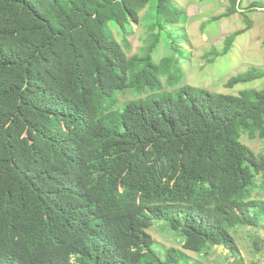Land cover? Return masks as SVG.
Returning a JSON list of instances; mask_svg holds the SVG:
<instances>
[{
  "label": "trees",
  "instance_id": "obj_1",
  "mask_svg": "<svg viewBox=\"0 0 264 264\" xmlns=\"http://www.w3.org/2000/svg\"><path fill=\"white\" fill-rule=\"evenodd\" d=\"M148 2L0 0V264H189L156 246L155 222L185 250L218 246L241 263L231 232L264 230V201L252 197L264 148L240 140L264 146V87L159 91L160 76L182 80L184 16L172 0ZM146 7L149 45L128 56L110 25L121 21L126 47ZM241 8L229 0L223 15ZM162 38L171 53L155 61ZM263 77L253 66L228 81ZM125 91L149 93L118 105Z\"/></svg>",
  "mask_w": 264,
  "mask_h": 264
},
{
  "label": "rangeland",
  "instance_id": "obj_2",
  "mask_svg": "<svg viewBox=\"0 0 264 264\" xmlns=\"http://www.w3.org/2000/svg\"><path fill=\"white\" fill-rule=\"evenodd\" d=\"M183 11V22L180 24L179 33L184 38L178 39L180 46L179 66L183 72L182 80L174 86H169L166 76H160V90L175 89L182 84L202 87L212 92L236 94L241 89L264 87V77L250 82L231 85L228 78L249 67L264 68V11L262 8L252 10L251 1L238 0L242 8L224 16L228 11L229 0H172ZM264 2V0H258ZM154 0H149L147 6L151 7ZM149 9L146 7L139 11L138 21H130L125 27L130 30L125 35L128 46L122 43L123 27L121 21L110 25L114 38L121 44L126 55L141 54L148 47V29L144 23V17ZM112 23V22H110ZM180 28V27H179ZM242 30L241 33H236ZM231 39V47L224 55L215 57L208 62V52L212 49L221 50L224 43ZM162 38L156 50L152 52L155 61L171 53L164 45ZM177 58V56H176ZM149 92L134 93L125 91L118 93V105L136 98L144 97ZM240 140L254 153L261 152L263 143L258 138H249L246 133L241 134ZM263 180V181H262ZM256 187L252 197L264 201V179L257 175ZM147 232L151 235L157 247L165 249L174 247L183 251L197 264H264V230L250 227H240L231 233L234 236L241 263L233 260V257L222 247L214 246L204 254H199L182 248L181 238L173 232L155 222ZM254 243L257 249L254 247Z\"/></svg>",
  "mask_w": 264,
  "mask_h": 264
}]
</instances>
